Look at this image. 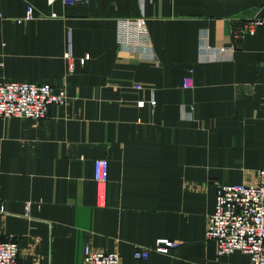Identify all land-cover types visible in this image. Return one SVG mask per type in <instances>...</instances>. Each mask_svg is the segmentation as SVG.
<instances>
[{
	"label": "crops",
	"instance_id": "obj_1",
	"mask_svg": "<svg viewBox=\"0 0 264 264\" xmlns=\"http://www.w3.org/2000/svg\"><path fill=\"white\" fill-rule=\"evenodd\" d=\"M30 4L35 18L18 21ZM0 12V80L68 95L41 120L0 116V240L20 263L83 264L89 245L121 264H250L219 256L206 227L218 187L264 168V25L231 49L234 23L264 18V0H0ZM143 13L156 61L117 44L116 20ZM161 237L180 245L134 257Z\"/></svg>",
	"mask_w": 264,
	"mask_h": 264
},
{
	"label": "built area",
	"instance_id": "obj_2",
	"mask_svg": "<svg viewBox=\"0 0 264 264\" xmlns=\"http://www.w3.org/2000/svg\"><path fill=\"white\" fill-rule=\"evenodd\" d=\"M55 0H50L54 2ZM64 4L73 5L88 0H62ZM2 13L0 12V18ZM35 18V7L27 6L24 18L18 21ZM264 25V18H254L234 23L233 50L236 44L247 35H253L259 26ZM117 44L121 50L137 51L144 58L156 61L150 33L148 18L143 13L137 17H123L116 20ZM209 48V47H208ZM229 48H219L223 55ZM69 60V72H73L75 63L72 50L66 52ZM90 58L85 54L80 63ZM193 71L192 69L190 70ZM193 85V77L188 76L183 86ZM141 88V85H135ZM67 91L63 87L49 82H30L16 80H0V116L21 117L41 120L48 115L52 105L63 104L67 101ZM146 102L139 100L138 107H145ZM154 107L156 100H151ZM109 178V160L98 158L94 161V179L103 186ZM5 212L4 204L0 203V213ZM206 238L217 244L219 256L241 251L250 257V264H264V168L257 171L253 182L224 184L217 190L214 211L209 214L206 227ZM180 242L170 238H158L153 247H137L134 257L147 258L151 250L162 254H170L178 248ZM0 264H21L19 246L13 239L0 240ZM83 264H121L118 252L93 250L91 246L84 248Z\"/></svg>",
	"mask_w": 264,
	"mask_h": 264
}]
</instances>
